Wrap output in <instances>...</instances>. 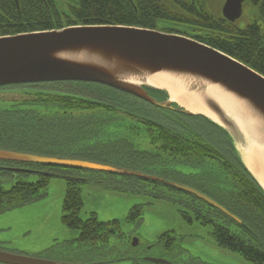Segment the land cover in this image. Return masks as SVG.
I'll return each mask as SVG.
<instances>
[{"label": "trees", "instance_id": "trees-1", "mask_svg": "<svg viewBox=\"0 0 264 264\" xmlns=\"http://www.w3.org/2000/svg\"><path fill=\"white\" fill-rule=\"evenodd\" d=\"M19 3L20 10L14 0H0V36L78 24L150 27L195 37L264 74V48L257 32L248 39L240 38L237 47H233L225 38L232 31L231 27L223 21L213 24L210 13L201 9L196 34L192 17L194 5L185 0H19ZM246 3L254 9V21L264 20V0H246ZM215 29L222 33L216 35ZM33 90L16 100L10 108L0 110V147L91 159L132 169H135L136 160L150 166L162 159L187 164V169L191 170L189 173L172 168L164 174L199 183L203 180V186L214 189L210 193L199 190L217 200L243 223H237L194 196L187 202L194 215L192 218L187 215L188 220L196 218L203 224H211L218 244L239 251L254 264H264V191L245 166L234 140L224 128L203 115L171 111L172 121H160L147 102L93 83H42ZM152 92L166 96L165 92ZM139 131L152 134L154 142H159L157 149L136 148L131 138ZM112 156L123 159L114 161ZM0 164L28 169L18 171L19 177L9 189L0 180V213L45 196L50 180L62 177L67 181L62 220L68 227L79 231L76 240L94 245L107 242L119 233L117 219L102 221L94 212L86 219L81 217L84 206L81 185L90 179L87 174L91 171L9 161ZM0 171L11 176L15 172L12 168ZM30 173L38 174V179L20 178ZM95 174L106 178L105 182L102 179L99 182L108 188L141 191V179L137 177ZM151 183L156 185L158 182ZM155 196L163 194L157 192ZM142 210L143 205H134L128 221L139 220ZM123 234L121 232L118 236L124 237ZM174 241L175 237L166 232L156 244L170 249ZM123 253L124 259H129L128 264H153L145 261L142 252L130 244Z\"/></svg>", "mask_w": 264, "mask_h": 264}, {"label": "water", "instance_id": "water-1", "mask_svg": "<svg viewBox=\"0 0 264 264\" xmlns=\"http://www.w3.org/2000/svg\"><path fill=\"white\" fill-rule=\"evenodd\" d=\"M15 1L19 6V1ZM243 1L226 0L223 6L225 17L238 19L242 14ZM159 73L179 78L181 89L197 96L217 118L210 119L225 128L240 147L247 148V139L250 138L263 148L264 75L199 40L150 28L116 24L72 25L0 36V86L56 81L98 83L127 92L160 108L195 114L182 105L175 107L171 98L159 100L149 93V89L165 90L147 83L151 76ZM212 88L224 91L221 93L232 115L211 96ZM0 159L147 177L140 172L97 161L6 149H0ZM250 172L264 191L263 183L253 171ZM169 184L196 195L241 223L240 218L206 194L177 182ZM137 241L134 238L133 245ZM147 259L160 264H173L155 257ZM0 262L65 264L1 250Z\"/></svg>", "mask_w": 264, "mask_h": 264}, {"label": "rangeland", "instance_id": "rangeland-1", "mask_svg": "<svg viewBox=\"0 0 264 264\" xmlns=\"http://www.w3.org/2000/svg\"><path fill=\"white\" fill-rule=\"evenodd\" d=\"M211 1L218 6L221 0ZM23 88L31 87L0 89V110L10 108L14 99L27 96L23 93L25 90ZM148 107L160 121L173 120L170 111L150 104ZM131 141L137 148L143 150L154 151L159 145L158 141L154 142L152 134L144 131L133 133ZM162 155L167 156L166 153ZM112 157L114 161L123 159ZM163 161L166 164L161 162L147 167L144 161L136 160L135 169L150 171L155 175L163 168L177 167L185 172L191 171L187 169L189 168L187 164L167 162L165 159ZM18 173L13 172L12 176L0 173L6 189L18 179ZM95 173L97 172L87 174L90 179L81 185L84 203L81 217L86 219L94 212L99 220L117 219L121 227L119 233L123 232L124 237L120 238L118 233L111 236L107 242L94 245L76 240L79 231L68 227L62 220L67 181L62 177H53L48 190L44 193H47L45 196L27 205L0 213V250L65 264H128L129 259H124L123 252L128 249L130 239L138 238L140 248L144 250L149 248L148 256L164 259L173 264H254L239 251L218 244L212 233L211 224H203L196 218L193 221L188 220L187 215L194 217L193 209L187 203L192 195L170 189L168 185H155L149 181H140L141 191L115 190L101 184L99 180L103 179L105 182L106 178L94 175ZM20 178L34 181L38 179V174L30 173L21 175ZM177 180L185 181V184L208 193L214 189L211 186H203V180L200 181L202 184L198 181L179 178ZM157 192L163 196H155ZM137 204L143 205L142 216L135 222H129L127 219L129 212ZM166 232L175 237L172 248L166 249L161 245L150 248ZM69 241H72V244Z\"/></svg>", "mask_w": 264, "mask_h": 264}, {"label": "bare ground", "instance_id": "bare-ground-1", "mask_svg": "<svg viewBox=\"0 0 264 264\" xmlns=\"http://www.w3.org/2000/svg\"><path fill=\"white\" fill-rule=\"evenodd\" d=\"M180 79L174 75L167 73H159L151 76L147 83L158 88L168 91L172 100L179 102L187 109L195 113L206 114L211 118L217 119L216 116L209 112L200 102L199 98L192 93L185 92L181 89ZM221 92H224L221 90ZM218 89L212 88L210 90L211 96L221 105V107L229 114L232 115L231 109L224 99L222 93ZM160 98L159 100H161ZM249 146L247 148L240 147L243 159L251 171L264 185V146L263 148L256 143H253L250 138Z\"/></svg>", "mask_w": 264, "mask_h": 264}, {"label": "flooded vegetation", "instance_id": "flooded-vegetation-1", "mask_svg": "<svg viewBox=\"0 0 264 264\" xmlns=\"http://www.w3.org/2000/svg\"><path fill=\"white\" fill-rule=\"evenodd\" d=\"M190 1H191V5H194V27L197 33V18L199 17V15L202 14L201 9H203L205 13H208L209 11H207V8H205V6L201 3V0H190ZM224 2L225 0H221L218 6L213 5L209 13L213 17L212 19L213 24L217 25L223 21L224 24L231 27L232 31L225 37L226 41L231 46L237 47L238 40L240 38L248 39L252 35H255L257 32V35L260 36L261 46L264 48V20L254 21L253 20L254 10L252 8H246L243 5V9H244L243 16H245V19H242L241 17L239 20L235 22L229 21L222 14V7H223ZM214 32L216 33V35H219L220 33H222V31L219 29H215ZM246 32H247V36H245ZM0 166L2 165L0 164ZM165 178L177 180V178H173V177H165ZM178 178L181 179L180 177ZM147 249L149 250V248ZM140 251L145 253L143 249H141ZM142 257H144V254L142 255Z\"/></svg>", "mask_w": 264, "mask_h": 264}]
</instances>
